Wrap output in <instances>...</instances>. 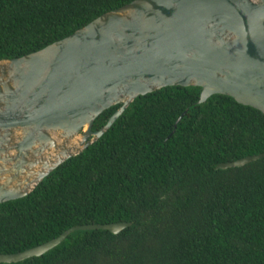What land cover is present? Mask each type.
<instances>
[{"label":"trees","instance_id":"trees-1","mask_svg":"<svg viewBox=\"0 0 264 264\" xmlns=\"http://www.w3.org/2000/svg\"><path fill=\"white\" fill-rule=\"evenodd\" d=\"M131 1L0 0V60L38 51ZM200 92L164 87L135 98L31 193L0 204V254L73 227L126 222L118 234L74 231L43 255L9 264H264V114L225 95L198 103ZM254 155L263 156L215 169Z\"/></svg>","mask_w":264,"mask_h":264},{"label":"water","instance_id":"water-1","mask_svg":"<svg viewBox=\"0 0 264 264\" xmlns=\"http://www.w3.org/2000/svg\"><path fill=\"white\" fill-rule=\"evenodd\" d=\"M175 86L201 88L198 103L225 95L264 114V0H133L38 51L0 60V204L31 193L97 141L135 98ZM129 225L73 227L39 246L0 254V263L39 257L74 231L118 234Z\"/></svg>","mask_w":264,"mask_h":264},{"label":"rangeland","instance_id":"rangeland-1","mask_svg":"<svg viewBox=\"0 0 264 264\" xmlns=\"http://www.w3.org/2000/svg\"><path fill=\"white\" fill-rule=\"evenodd\" d=\"M60 141H58V143H59Z\"/></svg>","mask_w":264,"mask_h":264}]
</instances>
